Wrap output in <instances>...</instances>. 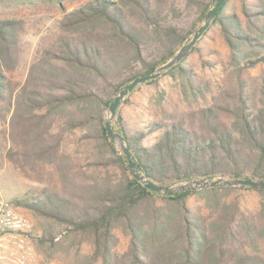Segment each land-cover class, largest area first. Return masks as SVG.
Masks as SVG:
<instances>
[{"label": "trees", "instance_id": "16d2710c", "mask_svg": "<svg viewBox=\"0 0 264 264\" xmlns=\"http://www.w3.org/2000/svg\"><path fill=\"white\" fill-rule=\"evenodd\" d=\"M50 1L62 11L57 34L36 47L19 80L26 22L0 18V142L25 177L49 182L18 201L43 218L37 250L63 264H264V189L157 194L135 179L105 127L121 89L167 63L216 0H86L71 11L64 0ZM230 1L203 35L217 25L229 49L221 65L229 78L212 103L211 87L184 60L163 74L181 75L182 102L195 123L177 119V106L140 124L123 115L141 87L117 110L114 129L158 185L264 180V72L258 82L246 76L264 65V0H242L240 12ZM164 100L161 94L157 105ZM239 190L257 192L259 209L244 211L233 196Z\"/></svg>", "mask_w": 264, "mask_h": 264}, {"label": "rangeland", "instance_id": "374dc122", "mask_svg": "<svg viewBox=\"0 0 264 264\" xmlns=\"http://www.w3.org/2000/svg\"><path fill=\"white\" fill-rule=\"evenodd\" d=\"M85 1L64 0L63 5H65L67 10L71 11L78 8ZM8 2L10 0L0 1V18L19 17L26 22L25 31L22 35L25 56L18 71L14 73L15 78L19 80L26 73L29 63L35 55L36 47L40 43L50 42L56 36L58 31L57 23L62 16V11L58 6L52 4L50 0H39L30 4L22 3L15 5ZM241 4L242 0L230 1V6H233L238 12H240ZM196 47L197 50L191 53L190 50L188 55L183 59L184 64L196 75L199 79L198 81L203 80L211 87L212 93L207 94V100L211 104L214 97H216L214 95H216L218 85L223 84L229 78L228 72L223 71L221 67V65L226 64L229 60V49L217 25L196 43ZM263 72L264 65H257L254 68L248 69L246 76L258 82ZM163 74L158 78L157 84H144L129 97L128 104L122 108L123 115H128L137 124H140L141 121L160 120V111L162 109L170 113L177 106V119L185 117L189 123L193 121L195 123V116L191 114L182 102L180 92L181 75L177 73L176 77H171L170 75L163 76ZM161 94L164 95L165 100L163 105L159 106L157 105V100ZM153 109H156L158 116H155L152 111ZM222 120L228 123L229 119L224 115ZM37 179L34 173L29 178L16 169L13 163L6 157V144L3 141L0 142V205L7 204L10 209H15L33 224L34 230L30 239L33 250L31 264H63L60 260L47 261L37 250L36 238L43 233V218L18 204V201H22L28 196L35 197L49 184L48 181L44 182V179ZM233 196L239 198L244 211H256L259 209V194L257 192L253 190H239L233 193ZM192 202L197 205L202 204L199 198H193ZM123 245L126 246V243Z\"/></svg>", "mask_w": 264, "mask_h": 264}, {"label": "water", "instance_id": "95a60500", "mask_svg": "<svg viewBox=\"0 0 264 264\" xmlns=\"http://www.w3.org/2000/svg\"><path fill=\"white\" fill-rule=\"evenodd\" d=\"M227 0H216L213 6L210 8L205 16L202 25L191 33L182 48L164 65L160 66L156 71L151 74L144 75L132 80L129 84L124 86L121 91L117 94L115 100L109 107L106 114L105 127L110 140H112L115 146L125 155L131 173L137 181L143 184L147 189L154 191L157 194L165 196H177L185 191H198L209 187H251L259 190L264 189V180H256L250 177L241 179H230V178H212L206 180H192L189 182L179 183L172 186H161L154 183L151 178L142 172L141 167L136 163V160L125 144L123 138L114 129L113 122L116 118L118 108L126 100L127 96L137 89L138 87L147 84L153 80L158 79L164 72L171 69L173 66L179 64L189 53V51L196 45L199 39L208 31L210 25L215 19L217 13L226 3Z\"/></svg>", "mask_w": 264, "mask_h": 264}, {"label": "built area", "instance_id": "2783aa9c", "mask_svg": "<svg viewBox=\"0 0 264 264\" xmlns=\"http://www.w3.org/2000/svg\"><path fill=\"white\" fill-rule=\"evenodd\" d=\"M33 224L10 209L0 205V264H31Z\"/></svg>", "mask_w": 264, "mask_h": 264}]
</instances>
